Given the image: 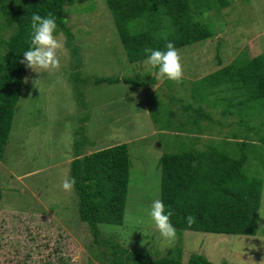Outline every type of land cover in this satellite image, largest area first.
<instances>
[{
	"label": "rangeland",
	"instance_id": "obj_1",
	"mask_svg": "<svg viewBox=\"0 0 264 264\" xmlns=\"http://www.w3.org/2000/svg\"><path fill=\"white\" fill-rule=\"evenodd\" d=\"M66 18L78 55H72L66 35L59 32L65 46L61 68L42 72L39 88L33 80L40 75L28 69L0 158V264H111L109 240L154 258L178 256L181 249L184 263L201 254L216 264H264L260 215L255 236L186 230L171 242L148 217L152 201L161 196L160 158L189 146L182 123L199 107L211 113L204 124L211 121L212 128L197 146L213 143L215 136L219 143L245 142V172L264 182V103L237 109V100L229 101L238 99V91L209 95L201 81L243 53L264 54V0H229L219 11L208 12L203 19L217 33L178 48L184 68L180 83L166 78L145 86L97 81L135 75L150 81L157 69L146 59L128 60L107 0L69 5ZM83 132L89 137L85 153L127 143L131 158L124 223L100 224V242L80 217L75 189L60 187L71 177L74 144L84 142Z\"/></svg>",
	"mask_w": 264,
	"mask_h": 264
},
{
	"label": "trees",
	"instance_id": "obj_2",
	"mask_svg": "<svg viewBox=\"0 0 264 264\" xmlns=\"http://www.w3.org/2000/svg\"><path fill=\"white\" fill-rule=\"evenodd\" d=\"M87 0H0V158L4 159L10 141L15 108L21 96L28 68L20 63L23 52L30 47L32 13L56 19V33L63 32L72 55L79 46L74 33L64 22L67 6ZM121 41L130 62L147 59L146 47L163 50L168 41L182 48L212 38L216 29L203 19L205 13L219 11L229 0H107ZM66 10V11H65ZM237 56L230 63L201 78L209 95L238 91L234 102L237 109L252 110L264 103V54ZM124 82L145 86L156 81L140 75L114 78L100 77L99 82ZM230 85H233L231 87ZM230 88V89H228ZM227 90V91H226ZM217 106L218 102L212 103ZM242 112V111H241ZM210 112L199 107L189 112L182 123L184 131H211ZM190 116V117H189ZM230 125H224V127ZM209 129V130H208ZM84 142L75 141V158L71 162V177L79 197V214L96 241L100 242V224L124 223L128 201L131 158L127 143H120L91 153L84 152ZM187 142V141H186ZM78 144V146H77ZM185 144V143H184ZM179 152L164 153L160 158L161 196L166 211L171 210V223L177 235L183 231L251 235L258 233L262 206L263 179L245 172L248 156L243 141L206 142L204 148L195 142ZM243 147L240 152L237 149ZM237 155V156H235ZM3 191L0 188V201ZM195 217L191 226L187 216ZM110 244L111 264H216L201 254H192L187 263L178 256L165 254L154 258L147 253L130 250L119 242ZM147 254V255H146ZM110 253L108 254V256Z\"/></svg>",
	"mask_w": 264,
	"mask_h": 264
},
{
	"label": "clouds",
	"instance_id": "obj_3",
	"mask_svg": "<svg viewBox=\"0 0 264 264\" xmlns=\"http://www.w3.org/2000/svg\"><path fill=\"white\" fill-rule=\"evenodd\" d=\"M64 22L67 24L68 19H64ZM30 28V47L23 52L20 63L40 75V78L33 80L34 85L39 88L42 72L51 74L61 68V57L65 46L56 35L57 23L51 12L46 17L32 13ZM161 37L166 42L165 48L161 50L146 47L144 49L147 56L145 64L157 69L151 73L157 80L166 78L169 81L180 83L184 77L180 52L173 42L168 41L167 33L162 32ZM25 82H27V78ZM75 184L74 177H66L62 180L60 187L65 192H71ZM257 212L261 217H264V206L259 208ZM172 215L173 212L171 210L166 211L164 202L159 198L152 201L148 210V217L154 223L156 230L164 240L169 242L175 240L177 235V230L170 220ZM186 219L189 226L195 223V217L192 215L187 216Z\"/></svg>",
	"mask_w": 264,
	"mask_h": 264
},
{
	"label": "crops",
	"instance_id": "obj_4",
	"mask_svg": "<svg viewBox=\"0 0 264 264\" xmlns=\"http://www.w3.org/2000/svg\"><path fill=\"white\" fill-rule=\"evenodd\" d=\"M206 132H208V131H205V132H202V133H197V131L196 132H194V131H186V132H182L183 133V135L185 136V137H191L188 141L191 143V142H195L196 143V146H197V142L201 139V136L202 137H204V136H206L207 134H206ZM188 135V136H187ZM215 143L216 144H219V142L217 141V137L215 136ZM205 145H206V143L204 144V146L203 147H199V148H204L205 147ZM198 147V146H197ZM263 198H264V191H263Z\"/></svg>",
	"mask_w": 264,
	"mask_h": 264
}]
</instances>
